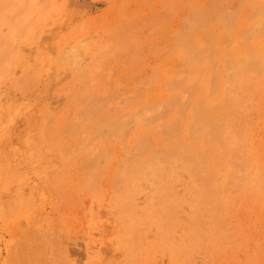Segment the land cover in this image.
I'll return each mask as SVG.
<instances>
[{"label":"rangeland","instance_id":"1","mask_svg":"<svg viewBox=\"0 0 264 264\" xmlns=\"http://www.w3.org/2000/svg\"><path fill=\"white\" fill-rule=\"evenodd\" d=\"M0 264H264V0H0Z\"/></svg>","mask_w":264,"mask_h":264},{"label":"bare ground","instance_id":"2","mask_svg":"<svg viewBox=\"0 0 264 264\" xmlns=\"http://www.w3.org/2000/svg\"><path fill=\"white\" fill-rule=\"evenodd\" d=\"M158 54V53H157ZM79 53L75 51V48H71L68 52L64 53L63 61L66 63H75L77 57H79ZM57 63V62H56ZM156 91V90H155ZM164 93V92H163ZM245 93V92H244ZM157 94V93H156ZM149 111V110H148ZM140 114V113H139ZM193 120V119H192ZM147 132V131H146ZM187 133V132H186ZM173 139V138H172ZM230 140V139H229ZM186 145V144H185ZM174 147V145H173ZM116 148V147H115ZM216 152V151H215ZM260 159V158H259ZM224 180V179H223ZM263 212V211H262ZM251 220V219H250ZM150 251V250H149ZM242 260V259H241Z\"/></svg>","mask_w":264,"mask_h":264}]
</instances>
